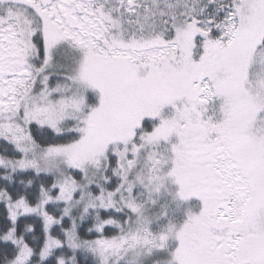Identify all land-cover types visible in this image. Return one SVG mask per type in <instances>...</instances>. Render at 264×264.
I'll return each mask as SVG.
<instances>
[{"label":"snow or ice","instance_id":"1","mask_svg":"<svg viewBox=\"0 0 264 264\" xmlns=\"http://www.w3.org/2000/svg\"><path fill=\"white\" fill-rule=\"evenodd\" d=\"M0 264H264V0H0Z\"/></svg>","mask_w":264,"mask_h":264}]
</instances>
